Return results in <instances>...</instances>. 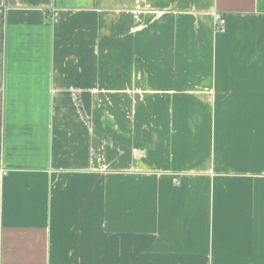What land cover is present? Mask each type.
Masks as SVG:
<instances>
[{"label":"crops","instance_id":"crops-1","mask_svg":"<svg viewBox=\"0 0 264 264\" xmlns=\"http://www.w3.org/2000/svg\"><path fill=\"white\" fill-rule=\"evenodd\" d=\"M0 264H264V0H0Z\"/></svg>","mask_w":264,"mask_h":264},{"label":"built area","instance_id":"built-area-1","mask_svg":"<svg viewBox=\"0 0 264 264\" xmlns=\"http://www.w3.org/2000/svg\"><path fill=\"white\" fill-rule=\"evenodd\" d=\"M214 20L216 21V22H218V24L221 26V28H222V26L224 25V23H225V20H224V18L221 16V15H219V14H215V16H214ZM174 180V182H178V180L177 179H173Z\"/></svg>","mask_w":264,"mask_h":264}]
</instances>
